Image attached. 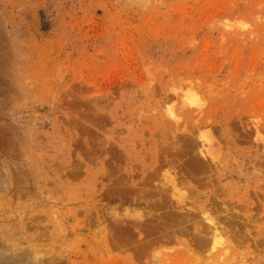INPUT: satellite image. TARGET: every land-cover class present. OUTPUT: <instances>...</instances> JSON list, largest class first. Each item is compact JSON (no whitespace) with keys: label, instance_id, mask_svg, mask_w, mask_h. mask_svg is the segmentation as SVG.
I'll return each mask as SVG.
<instances>
[{"label":"rangeland","instance_id":"obj_1","mask_svg":"<svg viewBox=\"0 0 264 264\" xmlns=\"http://www.w3.org/2000/svg\"><path fill=\"white\" fill-rule=\"evenodd\" d=\"M263 100L264 0H0V264H264Z\"/></svg>","mask_w":264,"mask_h":264},{"label":"bare ground","instance_id":"obj_2","mask_svg":"<svg viewBox=\"0 0 264 264\" xmlns=\"http://www.w3.org/2000/svg\"><path fill=\"white\" fill-rule=\"evenodd\" d=\"M163 7V6H162ZM191 37V36H190ZM202 61V60H201ZM222 96V95H221ZM195 98V97H194ZM188 99H190V98H188ZM200 99V98H199ZM195 99H193V102L195 103V101H194ZM204 101V100H203ZM263 102H264V100H263ZM191 103V102H190ZM193 103V104H194ZM197 103V102H196ZM192 104V103H191ZM168 106V105H167ZM162 107V106H161ZM196 107V106H195ZM264 107V106H263ZM162 109V108H161ZM160 109V110H161ZM169 110V109H168ZM165 111V110H164ZM170 111H171V109H170ZM264 111V110H263ZM171 113V115H172V117H175L174 115H175V113H173V111H171L170 112ZM264 113V112H263ZM194 114V113H193ZM171 115H170V117H171ZM243 115V114H242ZM218 117V116H217ZM247 118V117H246ZM253 118V117H252ZM179 119H180V117H179ZM175 120H178V119H175ZM93 121V120H92ZM209 121V120H208ZM217 121V120H216ZM244 121V120H243ZM232 122V121H231ZM254 122V121H253ZM209 123V122H208ZM195 124V123H194ZM184 126V125H183ZM203 126V125H202ZM205 126V125H204ZM214 127V126H213ZM260 127V126H259ZM182 128V127H181ZM194 128V127H193ZM165 129V128H164ZM186 129V128H185ZM246 129V128H245ZM178 130H180V129H178ZM241 130V129H240ZM154 131V130H153ZM192 131V130H191ZM166 132H168V131H166ZM186 132V131H185ZM192 133V132H191ZM194 133V132H193ZM254 135V134H253ZM240 137H241V134H240ZM202 138V137H201ZM251 139V138H250ZM244 140V139H243ZM259 141V140H258ZM199 142V141H198ZM203 142H204V140H203ZM223 142H225L224 140H223ZM238 142V141H237ZM227 143V142H226ZM251 143V142H250ZM228 145V144H227ZM205 147V146H204ZM200 148H201V146H200ZM223 148V147H222ZM199 149V148H198ZM205 150V149H204ZM176 151V150H175ZM205 153H208V152H205ZM204 153V151L202 150L201 151V154H205ZM12 155V154H11ZM206 155V154H205ZM200 158H201V155L199 154L198 155ZM189 157V156H188ZM206 158H207V156H206ZM192 159V158H191ZM198 159V158H197ZM196 159V160H197ZM202 159H204V158H202ZM225 159V158H224ZM189 160H190V157H189ZM198 160H200V159H198ZM210 160V159H209ZM208 161V160H207ZM206 161V162H207ZM248 161V160H247ZM185 162V161H184ZM194 162V161H193ZM224 162V161H223ZM198 163V162H197ZM264 163V162H263ZM262 163V164H263ZM207 164V163H206ZM46 165V164H45ZM193 165V164H192ZM195 165V164H194ZM209 165V164H208ZM204 166H206V165H204ZM177 167H178V165H177ZM181 167V166H180ZM201 167V166H200ZM211 167V166H210ZM213 167V166H212ZM211 167V168H212ZM81 168V167H80ZM119 169V168H118ZM179 169V168H178ZM207 171V170H206ZM174 172V171H173ZM197 172V171H196ZM195 171H194V173H196ZM200 174V173H199ZM199 174H197L198 176H199ZM208 175V174H207ZM210 175V174H209ZM197 176V177H198ZM176 177L174 178V176H171V180H172V182L175 184V182H176ZM210 179V178H209ZM212 179H213V177H212ZM73 180V179H72ZM75 181V180H74ZM209 181V180H208ZM190 182V181H189ZM210 182V181H209ZM123 184H125V182H123L122 183V186H120V187H118V191H119V193H123V190H120V189H123ZM197 184V183H196ZM260 184V183H259ZM258 185V184H257ZM125 186V185H124ZM127 187V186H126ZM214 187V186H213ZM189 188V187H188ZM182 189V188H181ZM216 189V188H215ZM229 189H230V187H229ZM164 190V189H163ZM232 190V189H231ZM168 191H171V190H168ZM165 192V191H164ZM178 192H181L180 190L178 191ZM224 193V192H223ZM112 194V193H111ZM198 194V193H197ZM196 194V195H197ZM169 195H170V192H169ZM183 194L181 193V195L180 196H182ZM209 195H211V194H209ZM99 196V195H98ZM187 196V195H186ZM190 196V195H189ZM208 196V195H207ZM207 196H205L206 198H207ZM214 196V195H213ZM168 197H170V196H168ZM204 197V196H203ZM218 197V196H217ZM215 198V200H217L216 199V196L214 197ZM192 200H193V198H191ZM169 200V199H168ZM197 200H198V198H197ZM220 200V199H219ZM262 200V199H261ZM194 202H195V200H193ZM81 202V201H80ZM174 202V201H173ZM186 202V201H185ZM207 202V201H206ZM223 202H225V201H223ZM5 203V202H4ZM170 203V202H169ZM50 204V203H49ZM174 204V203H173ZM225 204V203H224ZM63 206V205H62ZM174 206V205H173ZM97 207V206H96ZM206 207V206H205ZM212 207V206H211ZM194 208V207H193ZM238 208V207H237ZM232 209V208H231ZM35 210V209H34ZM51 210V209H50ZM227 210V209H226ZM239 211H241V210H239ZM92 212V211H91ZM197 212V211H196ZM243 212V211H242ZM86 213H88V212H86ZM252 213V212H251ZM107 214V213H106ZM214 215H215V213H213ZM143 215H144V213H143ZM143 215H133V217H135L134 219H135V222H140V225L139 226H144V225H142V223L141 222H143V219H145V218H147V216L145 217V216H143ZM195 215V214H194ZM199 215V214H198ZM209 216V215H208ZM239 216H241V215H239ZM9 217V216H8ZM145 217V218H144ZM149 217V216H148ZM212 217V216H211ZM216 217V216H215ZM215 217H212L213 219L215 218ZM202 218V217H201ZM200 218V219H201ZM241 218V217H240ZM239 218V220H241ZM79 219V218H78ZM77 219V221H79ZM199 219V218H198ZM208 219H210L209 217H208ZM220 219V218H219ZM238 219V218H237ZM196 220V219H195ZM205 220V219H204ZM216 220H218V219H216ZM242 220H244V219H242ZM192 221V220H191ZM200 221V220H199ZM208 221V220H207ZM214 221V220H213ZM238 221V220H237ZM237 221H236V223H237ZM253 222V221H252ZM146 223V222H145ZM148 223H149V221H148ZM214 223H215V221H214ZM239 224H240V221H239ZM245 224V223H244ZM79 225V224H78ZM136 225H138V224H136ZM136 225H134L135 227H137L138 228V226H136ZM201 225V224H200ZM234 225V224H233ZM246 225V224H245ZM153 226V225H152ZM212 226V225H211ZM5 227V226H4ZM224 227V226H223ZM226 227V226H225ZM234 227V226H233ZM237 227V226H236ZM143 228V227H142ZM221 228V227H220ZM220 228L218 227V225L217 224H214V226L213 227H209V229L211 230V232H210V237H211V241L213 242V244H220V245H222V243H224V238H225V233H223V231H220ZM227 228V227H226ZM231 228V227H230ZM243 228V227H242ZM250 228V227H249ZM248 228V229H249ZM23 229L25 230V232H26V227H24L23 226ZM147 229V228H146ZM237 229V228H236ZM132 230H133V228H132ZM149 230V229H148ZM229 230V229H228ZM239 230V229H238ZM238 230H236V231H238ZM159 231V230H158ZM24 232V233H25ZM202 232H205L204 231V229L202 230ZM201 232V233H202ZM24 233H22V237H20V238H24L23 237V234ZM69 233V232H68ZM67 233V234H68ZM207 233V232H206ZM26 234H27V232H26ZM12 235H14V234H12ZM160 235V234H159ZM207 235V234H206ZM261 235V234H260ZM30 236V235H29ZM35 236V235H34ZM69 236V235H68ZM241 236V235H240ZM244 236H245V234H244ZM255 236V235H254ZM9 238V237H8ZM11 238V237H10ZM15 238V237H14ZM20 238H17V239H20ZM26 238H28V237H26ZM234 238V237H233ZM240 238V237H239ZM5 239V238H4ZM35 239V238H34ZM161 239V238H160ZM186 239V238H185ZM203 239V238H202ZM241 239V238H240ZM244 239V237L241 239V240H243ZM11 240V239H10ZM15 240H16V238H15ZM22 240V239H21ZM36 240V239H35ZM59 240V239H58ZM245 240V239H244ZM247 240V239H246ZM245 240V241H246ZM22 241H24V239L22 240ZM234 241V240H233ZM259 241V240H258ZM25 242V241H24ZM29 242V241H28ZM195 242V241H194ZM208 242H210V241H208ZM243 242V241H242ZM197 243V242H196ZM207 243V242H206ZM211 243V242H210ZM233 243V242H232ZM111 244V243H110ZM191 244V243H190ZM1 245V244H0ZM139 244H137V246H138ZM199 245V244H198ZM239 245V244H238ZM243 245H244V243H243ZM132 246V245H131ZM208 246V245H207ZM122 247H124V246H122ZM209 247V246H208ZM240 247H242V246H240ZM99 248V247H98ZM200 248H202V246H200ZM205 248L206 247H204V248H202L203 250H205ZM210 248V247H209ZM238 248V247H237ZM9 249V248H8ZM97 249V248H96ZM123 249V248H122ZM127 249H128V247H127ZM12 250V249H11ZM19 250V249H18ZM195 250V249H194ZM209 250V249H208ZM208 250H205V251H208ZM227 250V249H226ZM95 251V250H94ZM99 251V250H98ZM129 251V250H128ZM103 252V251H102ZM195 252V251H194ZM98 252H96V254H97ZM201 253V252H200ZM203 253H204V251H203ZM263 253V252H262ZM22 254V253H21ZM95 254V255H96ZM226 254V253H225ZM264 254V253H263ZM94 255V256H95ZM214 255V254H213ZM20 256H22V255H20ZM32 256V255H31ZM87 256V255H86ZM197 256V255H196ZM258 256V255H257ZM241 257V256H240ZM5 258V257H4ZM88 258V257H87ZM254 258V257H253ZM14 259V258H13ZM32 259V258H31ZM99 259V258H98ZM102 259V258H101ZM248 259V258H247ZM250 259H252V258H250ZM249 259V260H250ZM255 259V258H254ZM20 261H21V259H19ZM18 260V261H19ZM86 260V259H85ZM106 261V260H105ZM104 261V262H105ZM221 261H222V259H221ZM227 261V260H226ZM25 262V261H24ZM102 262V261H101ZM104 262H103V264H104ZM196 262V261H195ZM106 263V262H105ZM260 263V262H259ZM23 264V263H22ZM27 264V263H26ZM251 264V263H250Z\"/></svg>","mask_w":264,"mask_h":264}]
</instances>
